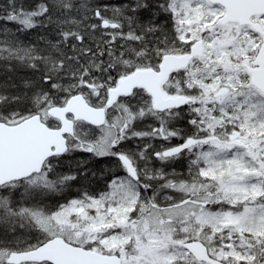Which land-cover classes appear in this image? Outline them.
Here are the masks:
<instances>
[{"label":"snow or ice","instance_id":"6c2138e0","mask_svg":"<svg viewBox=\"0 0 264 264\" xmlns=\"http://www.w3.org/2000/svg\"><path fill=\"white\" fill-rule=\"evenodd\" d=\"M0 264H264V0H0Z\"/></svg>","mask_w":264,"mask_h":264}]
</instances>
